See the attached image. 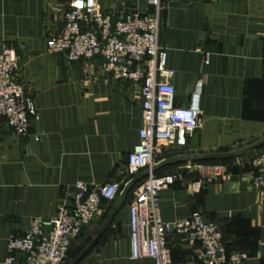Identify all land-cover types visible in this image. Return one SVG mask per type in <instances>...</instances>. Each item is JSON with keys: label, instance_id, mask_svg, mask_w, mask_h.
I'll use <instances>...</instances> for the list:
<instances>
[{"label": "crops", "instance_id": "obj_1", "mask_svg": "<svg viewBox=\"0 0 264 264\" xmlns=\"http://www.w3.org/2000/svg\"><path fill=\"white\" fill-rule=\"evenodd\" d=\"M69 1L0 0V51L15 52L17 77L38 113L23 136L0 124V264H6L8 237L23 236L33 217L48 218L59 203L69 204L75 184L116 182L122 187L126 156L137 142L138 84L102 73L101 58L70 61L46 50L62 28ZM97 2L114 20L129 9H147V0ZM161 4L158 37L174 72V105H186L194 79H202L195 129L183 148L163 151L161 160L234 152L216 159L228 164L156 165L154 175L175 176L158 194L161 219L171 222L198 212L219 228L224 249L245 252V264H264V210L250 184L252 158L264 143L245 150L264 136V0ZM199 164L220 165L222 171L207 176ZM141 180L77 264H154L146 257H129L127 206ZM115 201L102 202L71 242L67 256L77 239L89 238L69 264L99 233ZM166 245L172 263L200 264L176 235L170 234Z\"/></svg>", "mask_w": 264, "mask_h": 264}, {"label": "built area", "instance_id": "obj_2", "mask_svg": "<svg viewBox=\"0 0 264 264\" xmlns=\"http://www.w3.org/2000/svg\"><path fill=\"white\" fill-rule=\"evenodd\" d=\"M161 0H147L143 12L134 8L114 20L97 0H70L60 32L51 36L46 50L62 53L68 60L101 58L100 71L112 78L137 83L141 95V125L137 142L126 156L125 182L140 172L144 178L134 187L127 206L130 259L149 258L154 264H176L166 245L170 234L188 246L200 264H245L243 251L226 252L219 228L198 212L171 222L159 211V192L174 181V174L156 176L154 167L163 151L186 145L200 115L202 79L196 77L187 104L174 105L173 70L166 65V52L159 44ZM207 53H204L206 58ZM18 59L10 48L0 51V124L17 135L28 132L38 113L33 98L18 79ZM251 186L260 195L264 210V151L252 160ZM207 175L220 174V165L199 164ZM116 182L101 185L77 183L69 204L61 202L55 214L32 218L23 236L11 234L6 244V264H63L71 242L88 226L102 202L117 198ZM21 259L16 260L15 254Z\"/></svg>", "mask_w": 264, "mask_h": 264}, {"label": "water", "instance_id": "obj_3", "mask_svg": "<svg viewBox=\"0 0 264 264\" xmlns=\"http://www.w3.org/2000/svg\"><path fill=\"white\" fill-rule=\"evenodd\" d=\"M262 143H264V136L259 141H257L253 145L249 146L245 150H248V149H251V148H255V147L261 145ZM232 155H234V152H229V153L219 152V153L202 154V155H194V156H190V155H187V154H180V155H175V156H171L169 158L163 159L160 162H158L157 165H169V164H173V163L187 162V161H201V160L223 159V158L230 157ZM145 174H146L145 172H141V173L135 175L134 177H132L130 180H128L126 183L123 184V186L121 187L119 193L117 194V198H116L115 203L112 206V210L110 211L108 217L106 218V220L102 224L99 233L88 244V246L86 248H84L78 254V256H76L71 261L70 264H77L93 248V246L98 242V240L101 237V235L107 229L108 225L110 224L111 220L113 219V216H114L115 212H117V210L124 203L128 192L131 190V188L139 180H141L145 176Z\"/></svg>", "mask_w": 264, "mask_h": 264}, {"label": "rangeland", "instance_id": "obj_4", "mask_svg": "<svg viewBox=\"0 0 264 264\" xmlns=\"http://www.w3.org/2000/svg\"><path fill=\"white\" fill-rule=\"evenodd\" d=\"M263 151H264V149H262L261 151H256V154L254 155V157L256 155H258L259 153L263 152ZM222 162L221 161H215V162H211V163H213V164H224V163H227L228 164V162H230V161H226V162L222 161ZM88 240H89V238L88 239L87 238L86 239L85 238L84 239L83 238L77 239L76 240L77 246L75 248L71 247V251H72V248H74V251L66 257V259H65L63 264H69L70 259L86 245Z\"/></svg>", "mask_w": 264, "mask_h": 264}, {"label": "trees", "instance_id": "obj_5", "mask_svg": "<svg viewBox=\"0 0 264 264\" xmlns=\"http://www.w3.org/2000/svg\"><path fill=\"white\" fill-rule=\"evenodd\" d=\"M221 160H223V159H221ZM215 161H217L216 159H214V160H201L200 162H203V163H211V162H215ZM120 189H121V187H120ZM129 193V192H128ZM128 195V194H127ZM225 251L226 252H229V251H232V250H227V249H225Z\"/></svg>", "mask_w": 264, "mask_h": 264}]
</instances>
